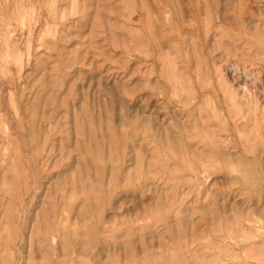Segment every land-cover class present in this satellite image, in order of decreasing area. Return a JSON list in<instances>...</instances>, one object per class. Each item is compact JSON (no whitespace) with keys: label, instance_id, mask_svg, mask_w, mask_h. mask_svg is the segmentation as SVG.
<instances>
[{"label":"rangeland","instance_id":"1","mask_svg":"<svg viewBox=\"0 0 264 264\" xmlns=\"http://www.w3.org/2000/svg\"><path fill=\"white\" fill-rule=\"evenodd\" d=\"M0 264H264V0H0Z\"/></svg>","mask_w":264,"mask_h":264},{"label":"bare ground","instance_id":"2","mask_svg":"<svg viewBox=\"0 0 264 264\" xmlns=\"http://www.w3.org/2000/svg\"><path fill=\"white\" fill-rule=\"evenodd\" d=\"M224 4V3H223ZM155 53V52H154ZM173 80V79H172ZM108 88V87H107ZM173 97V96H172ZM84 203V202H83ZM88 206V205H87ZM54 240V239H53Z\"/></svg>","mask_w":264,"mask_h":264}]
</instances>
